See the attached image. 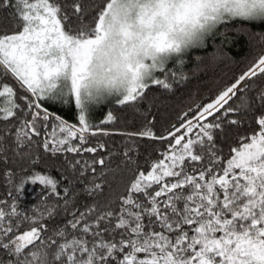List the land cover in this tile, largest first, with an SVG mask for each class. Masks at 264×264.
Wrapping results in <instances>:
<instances>
[{"label":"snow or ice","instance_id":"1","mask_svg":"<svg viewBox=\"0 0 264 264\" xmlns=\"http://www.w3.org/2000/svg\"><path fill=\"white\" fill-rule=\"evenodd\" d=\"M0 264H264V0H0Z\"/></svg>","mask_w":264,"mask_h":264},{"label":"trees","instance_id":"2","mask_svg":"<svg viewBox=\"0 0 264 264\" xmlns=\"http://www.w3.org/2000/svg\"><path fill=\"white\" fill-rule=\"evenodd\" d=\"M249 50L246 44L241 43L229 52L231 61L228 63H217L215 65L208 66L203 72L198 74L199 78H193L192 82L188 85V89L185 91L183 100L180 97L173 98L170 103L176 105L178 103H188L191 93L193 97H207V95L214 91L215 88L222 83L230 79L234 74L238 73L246 64V58H249ZM28 195L25 196V201H34L39 195L40 189L37 187L33 190L32 186H29Z\"/></svg>","mask_w":264,"mask_h":264}]
</instances>
